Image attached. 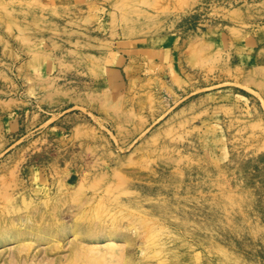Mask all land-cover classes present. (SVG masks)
<instances>
[{
  "label": "rangeland",
  "instance_id": "rangeland-1",
  "mask_svg": "<svg viewBox=\"0 0 264 264\" xmlns=\"http://www.w3.org/2000/svg\"><path fill=\"white\" fill-rule=\"evenodd\" d=\"M0 235V264H264V0H0Z\"/></svg>",
  "mask_w": 264,
  "mask_h": 264
},
{
  "label": "bare ground",
  "instance_id": "bare-ground-1",
  "mask_svg": "<svg viewBox=\"0 0 264 264\" xmlns=\"http://www.w3.org/2000/svg\"><path fill=\"white\" fill-rule=\"evenodd\" d=\"M115 230H117L115 228ZM68 231H65L64 233H66ZM6 234L5 237H2V235H0V238H1V241H9V240H12L13 238L15 237H18L21 235V233H17V234H12V233H8V231H5L3 233V235ZM67 234V233H66ZM20 237H18L16 240H19ZM120 240L118 239H115L112 234H107L106 235V238L102 241L100 239H97L95 240L94 242L92 243H89V245H87V247L89 249H93V250H105L106 251V254L110 257V258H113V259H120L122 260L123 258H125V255H124V250L122 249L121 247V243L119 242ZM26 245L28 247H31V243H26Z\"/></svg>",
  "mask_w": 264,
  "mask_h": 264
}]
</instances>
